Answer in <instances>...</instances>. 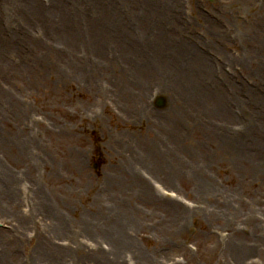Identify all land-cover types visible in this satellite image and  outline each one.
Masks as SVG:
<instances>
[{
    "label": "rangeland",
    "instance_id": "1",
    "mask_svg": "<svg viewBox=\"0 0 264 264\" xmlns=\"http://www.w3.org/2000/svg\"><path fill=\"white\" fill-rule=\"evenodd\" d=\"M0 264H264V0H0Z\"/></svg>",
    "mask_w": 264,
    "mask_h": 264
},
{
    "label": "water",
    "instance_id": "2",
    "mask_svg": "<svg viewBox=\"0 0 264 264\" xmlns=\"http://www.w3.org/2000/svg\"><path fill=\"white\" fill-rule=\"evenodd\" d=\"M157 106L162 107L164 105V100L162 97H159L156 101Z\"/></svg>",
    "mask_w": 264,
    "mask_h": 264
},
{
    "label": "bare ground",
    "instance_id": "3",
    "mask_svg": "<svg viewBox=\"0 0 264 264\" xmlns=\"http://www.w3.org/2000/svg\"><path fill=\"white\" fill-rule=\"evenodd\" d=\"M173 202V204H176L178 207H180L181 205H179L178 203H175L173 200H171ZM182 207V206H181Z\"/></svg>",
    "mask_w": 264,
    "mask_h": 264
},
{
    "label": "trees",
    "instance_id": "4",
    "mask_svg": "<svg viewBox=\"0 0 264 264\" xmlns=\"http://www.w3.org/2000/svg\"><path fill=\"white\" fill-rule=\"evenodd\" d=\"M97 144H98V141H97Z\"/></svg>",
    "mask_w": 264,
    "mask_h": 264
}]
</instances>
